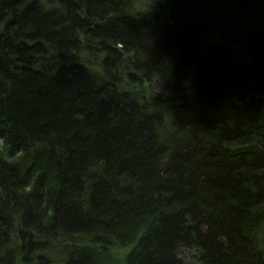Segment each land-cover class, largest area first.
Segmentation results:
<instances>
[{"label": "trees", "instance_id": "1", "mask_svg": "<svg viewBox=\"0 0 264 264\" xmlns=\"http://www.w3.org/2000/svg\"><path fill=\"white\" fill-rule=\"evenodd\" d=\"M143 5L0 0V264H264V0Z\"/></svg>", "mask_w": 264, "mask_h": 264}, {"label": "rangeland", "instance_id": "2", "mask_svg": "<svg viewBox=\"0 0 264 264\" xmlns=\"http://www.w3.org/2000/svg\"><path fill=\"white\" fill-rule=\"evenodd\" d=\"M141 2L144 4L146 8H152L154 6L155 0H141ZM145 7H140V8H145ZM191 264H196L194 262H191Z\"/></svg>", "mask_w": 264, "mask_h": 264}]
</instances>
